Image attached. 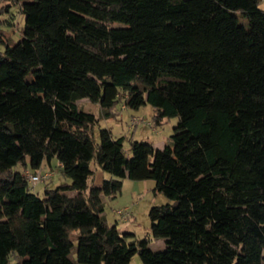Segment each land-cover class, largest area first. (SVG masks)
<instances>
[{
	"label": "trees",
	"instance_id": "obj_1",
	"mask_svg": "<svg viewBox=\"0 0 264 264\" xmlns=\"http://www.w3.org/2000/svg\"><path fill=\"white\" fill-rule=\"evenodd\" d=\"M3 1L24 22L0 34V264H264V0ZM82 99L178 121L127 152ZM54 161L69 182L39 196L22 168ZM92 163L108 177L89 188ZM124 180L166 198L163 250L106 221Z\"/></svg>",
	"mask_w": 264,
	"mask_h": 264
},
{
	"label": "rangeland",
	"instance_id": "obj_2",
	"mask_svg": "<svg viewBox=\"0 0 264 264\" xmlns=\"http://www.w3.org/2000/svg\"><path fill=\"white\" fill-rule=\"evenodd\" d=\"M264 7V3H262ZM24 17L19 13V9L9 2L0 0V34H3L4 39L8 44H14L21 38V28L23 26ZM4 49V44L0 40V52ZM81 106L99 117V123L96 128V133L99 128L109 129L115 137L123 136L124 149L129 151V140L147 141L154 148H161L169 142L173 129L177 124V117L164 119L161 125L153 127L149 124L152 118V107L144 105L138 110L126 108L123 102L116 103L114 106V116L110 118H102V111L97 104L90 103L86 99L79 101ZM136 120L135 123L132 119ZM132 122L134 124H132ZM97 138V137H96ZM53 170L48 166H44L43 173L52 172L51 179L48 182H37L33 184L32 192L39 196L43 195L45 188H54L63 182L69 180L63 178L55 168L56 163L53 162ZM50 170H49V169ZM16 169H21L17 166ZM24 173L34 174L28 168H22ZM91 169L93 176L88 182V187L100 185L103 179L108 175L101 171L95 164L92 163ZM48 183V184H46ZM32 185V184H31ZM153 181H131L124 180L121 193L115 198L104 199V216L109 224L116 223L117 229L120 231H129L135 234L137 239L147 237L149 239V248L153 251L164 249V240L155 239L150 234V221L148 217L149 209L152 206H158L167 202L166 198L153 191ZM126 209L128 218L124 219L117 211ZM74 253L72 258H74ZM130 264H142L139 256L136 254L132 257Z\"/></svg>",
	"mask_w": 264,
	"mask_h": 264
},
{
	"label": "built area",
	"instance_id": "obj_3",
	"mask_svg": "<svg viewBox=\"0 0 264 264\" xmlns=\"http://www.w3.org/2000/svg\"><path fill=\"white\" fill-rule=\"evenodd\" d=\"M136 120H135V118L132 119L133 122L138 123V122H136ZM133 122H132V124H134ZM51 174H52L51 172L41 173L40 171H37L35 174L26 173L25 176L29 180V182H31L32 184H35L37 182H41V181L49 178L51 176ZM117 214L121 215L124 219L128 218V213H127L126 209H122V210L117 211Z\"/></svg>",
	"mask_w": 264,
	"mask_h": 264
}]
</instances>
